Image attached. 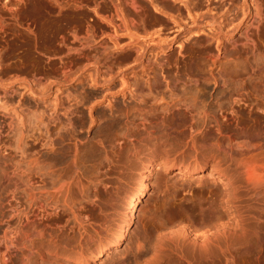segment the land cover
Wrapping results in <instances>:
<instances>
[{
    "label": "bare ground",
    "instance_id": "obj_1",
    "mask_svg": "<svg viewBox=\"0 0 264 264\" xmlns=\"http://www.w3.org/2000/svg\"><path fill=\"white\" fill-rule=\"evenodd\" d=\"M78 1L0 0V31L3 30L7 17L13 23H17L18 13L21 10H29L33 13L35 11H43L44 9L67 10L66 8H74L78 10L82 8V2L80 0ZM91 1H93V5H96L91 9L93 13L97 15V7H99L97 0ZM109 1L111 4L113 3L112 7L117 17L123 14V8L127 6L134 15H136V18L148 12H153L154 14L161 13L164 16H171L173 19L170 20V23L174 25H177V19L175 20V16H172L170 13L172 11H179V8H175L176 4L174 5V3H186L188 9H191L189 12L193 10H198L200 12L196 13V15L194 14L195 17H193L195 18V30H193L192 33H194L196 37L193 39V46L197 43V47L201 42H220L224 39H228L237 34L246 23H250L249 26L251 28H249L252 32L250 34H244L243 40L240 43H232V46L234 49H242L243 52H252V56L257 55L254 54L257 46L256 40H258L259 32L264 27V0H204V2H202V0H161L164 1L163 3L161 2L162 6L157 3L158 0ZM190 7H193V9ZM112 19L113 18H105L104 20L111 23ZM134 21L136 20L134 19ZM134 21L132 19L129 21L131 29H135V24L138 23L136 22L134 24ZM138 21H140V19ZM205 25L212 28L211 33L205 32ZM114 28H116V26ZM117 28L118 29L113 31V34L108 36V40L103 43L96 38L87 37L83 40H79L78 33L74 29L68 32L71 41L68 37L60 35L57 49H59L60 52H66V61L62 62L60 60V69L64 74L63 82H76L77 79L71 78L69 70L72 66L85 62L87 64L85 66L88 67L87 73L89 74L86 77L85 85L90 84L93 90L100 86L114 84L117 80L120 81L121 85H125V88L130 89L126 74V72H128L132 77H135L134 80L130 78L133 81V89H130L131 100L135 98L137 100L142 99L144 90L148 91V93L145 92L146 94L152 95L151 92L159 90V88L164 86L168 88L170 98L174 96V92H177V88L184 91V93H182L183 95L181 94L179 97L175 95L172 100L168 97L170 99L168 106H182L184 111L187 112V119L190 120L188 125V120H186V117H183L185 119L184 122H187L185 124L189 126V132L187 131V136L181 139L183 141L180 140L181 143L179 142L181 144L179 148L187 153L190 158H188L189 161H184L180 158V162H176L178 167L175 171V175L184 176L199 174L196 176L201 178L203 176L201 174L207 172L206 177L214 179L213 183L220 185L209 191L211 196L215 197V199H213V206H210L208 210V216H214L210 221L200 228L189 227L190 224L189 226H185L186 223L183 225V222L177 224V226H175V224L174 226L163 227L164 232L157 235V240L154 242V245L152 244L153 246L151 248L149 247L146 253L141 254V250L139 249V252L137 251V253L132 254V263L166 264V261L171 262L176 260L178 264H230L237 255L248 253L260 254L264 252V233L259 231L258 228L250 226L248 217L250 215L246 211L248 206L247 200L245 199L248 196L264 195V165L261 162L263 158L260 159V157L263 156H260L261 152L263 153L264 151L262 121L253 117L254 119L251 122L254 129L250 128L253 129V131L251 130V132H249V129H246V131L243 132L241 129L239 130L241 133L233 134V136H229L224 140L223 138H219L224 130L220 127L222 123L220 124V122H217L218 118H215V120L217 119L216 121L212 119L215 122L210 120L217 127L215 129L218 136L214 135L216 133L213 134L210 131H203V127L207 124L209 126V123H211L210 121L208 122V120L211 117L209 116V107L211 106L209 103H211L212 100H216L215 103L218 101L215 107H217L216 110L221 113V118H223L221 119L222 121L224 119L225 121L229 119L232 121V119L238 116V112H241L239 110L243 108H245L246 111L248 110V114L250 115L253 110H256L260 112V115L264 118V58L257 57L258 55L256 56L257 58L254 57L253 63H249L250 70L248 71L244 69L243 72L240 70L229 72L227 69L232 61L230 62L228 61L229 59L227 60V51L217 48V53L203 60V68L200 67L201 69L199 71L197 70L195 73L192 71V73L189 72L188 82L181 81L179 77L164 76V73H162L163 71H160L163 68L159 70V73L158 71H156V73L153 71L154 73L150 74L149 70H147L149 67L142 64L143 56L147 53L143 42L144 36L135 32L136 29L135 31L133 30V33L129 32L133 39V45L127 48L131 51L128 56H130V58L134 56L133 62H139L137 63L139 71L136 72L135 68H132L125 72L121 71L116 73L113 60L119 55H116L117 53L123 51V48L120 47L118 43L119 41L116 40L115 35L118 31L121 32V28ZM63 29L59 31L65 33ZM199 34L201 35L199 36ZM204 44L205 43L200 46L205 47ZM205 48H203V50ZM223 60L225 61L222 65L223 70L216 74L210 70H205L206 67H215ZM163 81L166 82V85H163ZM244 84L246 86L248 85L250 92L247 93L248 90H246ZM211 85H213L214 88L211 87L210 89L209 86ZM45 89L43 92L38 90L37 93V90L35 92L30 86L23 87V90L33 96H35L36 93L41 95L48 94L50 89ZM217 89H221L223 92L219 90L221 93H218V95L216 94L214 97L211 92H217L215 91ZM178 92L180 93V91ZM146 94L144 95L146 96ZM207 94L209 95L208 97ZM220 94L222 95L220 96ZM218 96H220V98ZM217 97L218 100L216 99ZM251 97L254 99V104L252 103L253 99ZM68 98H70L68 106L64 108L62 112L64 122H60V117H56L57 114L55 109L49 110L50 115L48 116L49 118L47 117L48 122L45 125L41 118H38L39 120L37 121L35 120V123L32 122L34 123V128L31 130V133H27V128L23 130L20 128L21 125H18L16 121H14L15 114L4 116L3 122H0V206L3 204V206H7L5 210L2 209L0 212V264H88L91 261L100 260V258L104 256L109 257V254L114 253L124 244L128 235V229L133 225L132 223L136 214L137 205L146 196V192L150 187L154 169L160 166L164 172H168L173 167L174 160L168 157L169 153H167L168 155H166V153L164 155L163 153L164 156L161 155V157L160 155L153 156L146 160L141 170L142 174L137 180L136 187L128 194L126 204L121 206L123 217L117 222L118 224H111L108 221V216H104V219L102 217V222L98 225L96 223L91 224V222L87 220L85 221V216H71V221L69 220L70 222H66L65 228L58 229L57 227V231H52V226L48 227V224L46 225L45 222L49 220L52 221L53 217H55L50 215L54 214L58 209L56 206L58 200L59 202L62 201L64 204L66 203V200H64L66 198V192L63 185L60 187L57 186L58 188L52 185L50 189L48 188L49 190L46 188L52 181H48L49 176L47 177L46 173L48 168L41 167L39 165V160H41L43 156L48 159L49 152H51L52 149L50 140L51 129L49 127L57 125L61 126V129L67 130V128L69 129L70 126H72L71 120L69 119V116H71L70 114L73 113L71 112V108L80 105L79 103L81 101H79L80 99L78 100L77 96ZM159 100L161 101V99ZM162 100H164V98ZM209 100H211V102H209ZM143 101L145 102V100ZM152 101H154L153 97ZM137 102L140 103V105L143 103L141 100ZM152 105H154V103H152ZM176 108L178 109V107ZM163 110H165V108H163ZM111 111L112 110H110V112ZM195 115L201 117V125L193 122L197 118ZM208 116L209 118H207ZM227 117H229V119ZM145 118L142 119L144 124L148 122ZM92 121H94V119H92ZM145 121L147 122L145 123ZM181 123H183V120ZM180 124L178 123V125ZM185 124L183 123L182 125ZM41 125L44 126L41 128ZM145 126L144 129L146 130L147 128ZM224 135L227 136V134ZM169 141L167 140L163 144H170ZM179 143L175 144L178 145ZM134 146L135 144L132 148ZM30 147H32L33 151L31 150V152H28ZM35 148L39 150L47 148L45 150L46 153L44 152L45 154H42V151H37ZM135 148L138 149L140 147H134V149ZM213 200H211V202ZM63 217L64 216H58L56 218L62 221ZM111 226H116L113 234L104 239L100 237L102 232H106L107 229L110 230L109 227ZM105 264L115 263L107 262Z\"/></svg>",
    "mask_w": 264,
    "mask_h": 264
},
{
    "label": "rangeland",
    "instance_id": "obj_2",
    "mask_svg": "<svg viewBox=\"0 0 264 264\" xmlns=\"http://www.w3.org/2000/svg\"><path fill=\"white\" fill-rule=\"evenodd\" d=\"M80 1L82 2V8L78 10L70 7V9L66 8L67 10L44 9L34 13L29 10H21L18 13L17 23H13L8 17L6 18L3 30L0 31V122H3L4 116L15 114L14 121L21 125L20 128L23 130L27 128V133H31L35 120H39L38 118H41L44 125L48 122L47 117L50 115L49 110L51 109H55L56 117H60V122H64L62 112L68 106L70 99L68 97L77 96L78 100L80 99L79 101H81L80 105L72 107L73 109L71 108L73 113L69 116L72 125L69 128L70 130L68 128L67 130L61 129V126L57 125H49L52 133H50V140L53 154L49 152L50 157L48 156V159L43 156L39 160L41 167L48 168L46 172L47 177L49 176L48 181H52L50 182L51 186L48 185L49 187L47 186L46 188L50 189L52 185L53 187L63 185L66 192V198L64 199L66 203L64 204L58 200L56 203L58 209L54 214L50 215L55 216L53 220L58 216H64L62 221L56 218L58 221L55 219L54 222L53 220L45 222L48 227L52 226L51 229L54 232L64 226L66 227V224L71 221V216H85V221L87 220L91 224L96 223L97 225L101 224L102 217L104 219V216H108V221L111 224H118L117 222L123 217L121 206L126 204L128 194L136 187L146 160L153 156L160 155L161 157L163 153L164 155L169 153L168 157L175 161H173V167L168 172H164L160 166L154 169L150 187L146 192V196L137 205L133 225L128 229L124 244L117 251L111 253L112 255L109 254V257L104 256L100 260L88 263L105 264L114 262L118 264L119 262V264H127L131 262L130 264H133L131 261L132 254L137 253L139 249L141 254L146 253L149 247L151 248L154 245L157 235L164 232L163 229L165 227L174 226L175 224L177 226V224L183 222V225L186 223L185 226L190 224L189 227L200 228L210 221L214 216H208V210L210 206H213L215 197H212L209 191L220 185L214 184V179L207 178V172L201 174L203 175L201 178L196 176L199 174L175 175L178 167L177 163L181 159L189 161L188 158H190L187 153L179 148L181 147L180 140L187 136V131L189 132L188 125L190 120L187 119V112L184 111L182 106H176L178 107L177 109L175 106H168V102L175 95L179 97L184 91L177 88V92H174V96L170 98L168 88L164 86L156 90L157 92L155 90L151 92L152 95L149 94L150 96L146 94L148 91L144 90L142 99L146 103L142 99L137 100L135 98L136 101L135 99L131 100L130 89H133L132 80L135 77H132L128 72L126 74L130 89L125 88L126 86L121 85L120 81L117 80L114 84L100 86L93 90L90 84L85 85L86 77L89 75L85 62L74 65L69 70L71 78L77 79L76 82H63L64 74L60 69V60L62 62L66 61V52H60L57 49L60 35L68 37L71 41L68 32L74 29L78 33L79 40L88 37L96 38L103 43L108 40V36L113 34V31L118 29L117 27H120L121 32L118 31L115 36L123 51L117 53L116 55H119L113 60L115 72H125L132 68H135L136 72H138L137 63L139 62H133L134 56L132 58L128 56L131 53L128 48L133 45L130 33L137 29L135 32L144 36L143 42L147 50V53L143 56L142 64L149 67L147 70H149L150 74L156 73V71L159 73V70L163 68L160 71H163L164 76L179 77L181 81L188 82L189 72L195 73L197 70L199 71L200 67L204 66L203 60L217 53V48L227 51V60L232 61L227 69L229 72L239 70L243 72L244 69H247L246 71L250 70V64L253 63L254 57L264 58V27L259 32L258 40H256L257 46L254 52L255 55H258L256 57L252 56V52H243L242 49H234L232 46L234 42L240 43L244 34L252 32V30L250 31V23H246L237 34L228 39L220 42H201L202 45L205 43V47L209 46L207 47L208 49L200 46L201 44L198 45V48L197 43L195 44L196 46L194 45L195 47L193 46V39L196 37L192 31L195 30L194 14L196 15V13L200 12L198 10H193L195 13L193 11L189 12L191 9H188L186 3H174V5L176 4L175 8H179L178 12L172 11L170 13L176 17H174L175 20L177 19V25H174L170 23V20L173 19L171 16H164L161 13L148 12L144 15L140 13L142 15L136 18V15L127 6L123 8V14L117 17L112 7L113 3L111 4L109 0H97L99 7H97L98 14L95 15L91 9L96 6L93 5V1ZM158 1L157 3L162 6L165 0ZM190 8L193 9V7ZM105 18L113 19L109 23L104 20ZM131 19L133 21L134 19L136 20L134 24L138 22L135 24V29L130 28L129 21ZM139 19L140 21H138ZM115 26L116 28H114ZM62 29L65 33L59 31ZM204 30L206 33H211L212 28L205 25ZM202 47L205 49L203 50ZM224 62V60L219 62L215 67H206L205 70H210L216 74L223 70L222 65ZM163 83V85H166L165 81ZM24 86H30L35 92L37 90V93L38 90L43 92L45 88H49L50 92L45 95L36 93L33 96L23 90ZM244 86L248 90L247 93L250 92L248 85L244 84ZM211 87L214 88L213 85L209 86L210 89ZM219 90L223 92L221 89H217L215 90L217 92H214L215 94L212 92L211 94L215 97L216 94L221 93ZM220 96L218 97L220 98ZM152 97L154 101H152ZM218 97L216 98L217 100ZM163 98L165 101L162 100ZM251 98L253 99V97ZM139 100L143 102L141 105L137 102ZM215 101L212 100L211 102L209 100L211 102L209 103L211 105L209 107V116L211 117L207 120L209 122L218 118L217 122L222 123L219 126L224 131L219 136L220 139L223 138L224 140L229 136H233V134L244 132L246 129H249V132L253 131L254 128L251 121L254 118L262 121L261 126L264 131V118H262L260 112L253 110L250 115L248 110L246 111L243 108L246 112L240 109L239 111L241 112H238V116L232 121L229 117H227L229 120L225 121L224 119L222 121L221 113L215 107L218 101L217 103ZM252 101L254 104V99ZM128 108H135V111ZM110 110L112 111L110 112ZM183 117H186L188 123L184 122L185 119ZM195 117L197 118L193 122L201 125V117L196 115ZM143 118L148 121H145V123L147 122L146 124L142 122ZM182 120L184 124L187 123L188 125H182ZM212 121H210L209 126L207 124L203 127V131L216 133L215 128L217 127L213 123L215 121ZM178 123L181 124L178 125ZM143 124L144 126L146 125L147 131L144 129ZM44 125H41V128ZM224 134H227V136ZM214 135L218 136L217 133ZM167 140L170 144L164 145L163 143ZM174 142L180 143L177 145ZM132 144H135L134 147H140L141 149L132 148ZM176 148H179L178 151ZM46 149L39 150L37 148L36 150L45 154ZM31 150L33 151L32 147L28 149V152H31ZM260 156H262L260 159L263 158L261 162L264 165V151L263 153L261 152ZM245 199L248 206L246 211L250 215L248 216L250 226L256 227L264 233V195L248 196ZM211 200L213 201L211 202ZM3 205L0 206V212L2 209L5 210L7 208L6 205ZM98 220L101 221L99 222ZM113 226L109 227L110 230L103 231L105 236L102 232L100 237L104 239L111 236L116 228V226ZM177 262L176 260L166 261V264H178ZM232 263L264 264V252L237 255L233 262H230V264Z\"/></svg>",
    "mask_w": 264,
    "mask_h": 264
}]
</instances>
